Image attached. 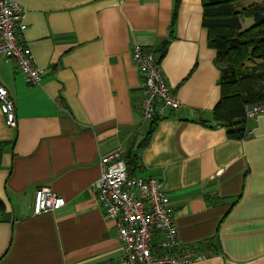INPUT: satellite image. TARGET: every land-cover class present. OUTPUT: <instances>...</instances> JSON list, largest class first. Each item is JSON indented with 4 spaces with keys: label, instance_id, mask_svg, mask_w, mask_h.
<instances>
[{
    "label": "crops",
    "instance_id": "crops-1",
    "mask_svg": "<svg viewBox=\"0 0 264 264\" xmlns=\"http://www.w3.org/2000/svg\"><path fill=\"white\" fill-rule=\"evenodd\" d=\"M18 1L21 38L46 73L30 85L0 57L17 117L10 127L0 110V264L119 260L123 246L94 182L101 156L130 148L133 175L158 178L168 194L180 245L206 254L188 264H264V114L246 119L242 138L214 119L220 68L202 0ZM164 39L161 69L181 107L145 139L132 47L158 52ZM39 186L61 196L60 208L32 212Z\"/></svg>",
    "mask_w": 264,
    "mask_h": 264
},
{
    "label": "built area",
    "instance_id": "built-area-1",
    "mask_svg": "<svg viewBox=\"0 0 264 264\" xmlns=\"http://www.w3.org/2000/svg\"><path fill=\"white\" fill-rule=\"evenodd\" d=\"M23 11L18 0H0V57L13 60L26 83L36 85L46 70L37 66L31 48L21 38L26 28ZM132 58L142 75L139 104L142 120L164 118L180 108L181 102L161 69L159 52L135 44ZM0 110L6 124L16 127L15 105L2 84ZM244 114L246 118L264 114V100L245 104ZM99 166L100 174L94 182L97 200L104 217L115 222L123 255L119 260L104 259L96 264H188L206 257L196 247L178 242L174 210L158 178L128 176L121 149L101 156ZM61 205V196L49 187L34 190V214L53 211Z\"/></svg>",
    "mask_w": 264,
    "mask_h": 264
},
{
    "label": "trees",
    "instance_id": "trees-1",
    "mask_svg": "<svg viewBox=\"0 0 264 264\" xmlns=\"http://www.w3.org/2000/svg\"><path fill=\"white\" fill-rule=\"evenodd\" d=\"M236 1L202 0V25L207 29L209 45L216 50L215 61L220 68L221 96L213 108L214 119L226 129L229 137L242 138L248 133L245 104L264 100V0L246 9L252 24L245 28L241 12L235 6ZM178 2L176 0V4ZM167 44V39L159 44L157 51L160 58ZM160 119L156 117L150 121L145 139ZM123 158L128 176H134L136 154L130 148ZM205 246L210 250L216 249L215 243L210 240L205 242Z\"/></svg>",
    "mask_w": 264,
    "mask_h": 264
},
{
    "label": "rangeland",
    "instance_id": "rangeland-1",
    "mask_svg": "<svg viewBox=\"0 0 264 264\" xmlns=\"http://www.w3.org/2000/svg\"><path fill=\"white\" fill-rule=\"evenodd\" d=\"M263 0H238L235 2V6L240 10L241 12V20H242V26L245 28L252 24V19L247 16L246 9L248 7H251L254 3H261ZM149 120L144 121L141 132L139 133L140 136L144 134V132L147 129Z\"/></svg>",
    "mask_w": 264,
    "mask_h": 264
}]
</instances>
